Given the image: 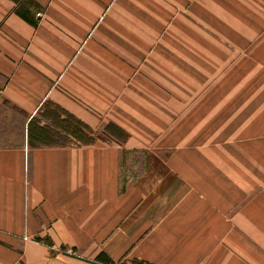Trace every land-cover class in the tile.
Here are the masks:
<instances>
[{"label":"crops","instance_id":"obj_1","mask_svg":"<svg viewBox=\"0 0 264 264\" xmlns=\"http://www.w3.org/2000/svg\"><path fill=\"white\" fill-rule=\"evenodd\" d=\"M48 102L126 137L32 146ZM101 252L264 264V0H0V264Z\"/></svg>","mask_w":264,"mask_h":264},{"label":"trees","instance_id":"obj_2","mask_svg":"<svg viewBox=\"0 0 264 264\" xmlns=\"http://www.w3.org/2000/svg\"><path fill=\"white\" fill-rule=\"evenodd\" d=\"M46 108L42 110V121L36 119L30 120L28 125V141L32 146H65L68 144H90L92 140V129L78 120L75 116L68 113L60 106L53 103L44 104ZM48 106H53L49 107ZM47 109V110H46ZM52 109V110H51ZM59 114V115H58ZM114 127V126H113ZM106 126L104 132L116 136L118 139L126 137L119 128L117 134L112 133ZM95 261L101 264H127L123 261L115 262L106 253L101 252L95 258ZM131 264H148L143 261L133 260Z\"/></svg>","mask_w":264,"mask_h":264},{"label":"rangeland","instance_id":"obj_3","mask_svg":"<svg viewBox=\"0 0 264 264\" xmlns=\"http://www.w3.org/2000/svg\"><path fill=\"white\" fill-rule=\"evenodd\" d=\"M49 107H52V108H54L53 106H48L47 107V109L49 108ZM44 108H46V106L44 105L37 113H36V115L31 119V120H33V119H36V120H38V121H42V123H44V121H43V119H42V110H44ZM46 109V110H47ZM52 110V109H51ZM59 115V114H58ZM106 127V126H105ZM105 127L103 126H100L99 127V130H98V132H96V131H94V130H92V140H91V143H94V142H96V141H109V139H110V137H109V135H107L108 133H105L103 130L105 129ZM112 133H115V134H117V132L118 131H116V129L113 127V126H111V128H108Z\"/></svg>","mask_w":264,"mask_h":264}]
</instances>
